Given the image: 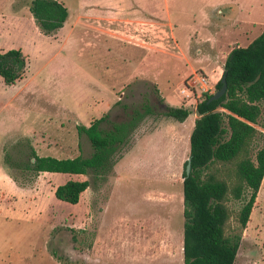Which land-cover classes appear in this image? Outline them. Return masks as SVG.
<instances>
[{"label":"rangeland","instance_id":"1","mask_svg":"<svg viewBox=\"0 0 264 264\" xmlns=\"http://www.w3.org/2000/svg\"><path fill=\"white\" fill-rule=\"evenodd\" d=\"M59 1L80 21L47 36L30 0H0V49L18 48L26 59L15 84L0 77V264H183V172L196 103L216 90L230 49L263 30L264 0ZM145 104L151 112L106 173L31 177L4 162L5 153L26 161L29 146L42 156L87 157L93 148L77 124L107 115V129ZM167 106L190 114L177 121ZM67 178L90 181L76 204L54 196ZM233 264H264V177Z\"/></svg>","mask_w":264,"mask_h":264},{"label":"trees","instance_id":"2","mask_svg":"<svg viewBox=\"0 0 264 264\" xmlns=\"http://www.w3.org/2000/svg\"><path fill=\"white\" fill-rule=\"evenodd\" d=\"M28 7L39 31L47 36L59 31L69 16L59 0H30ZM25 71L26 59L20 49H0V77L5 84H15ZM222 75L225 94L211 102L207 100L212 93L203 94L196 103L197 117L189 136L190 172H183V264H233L255 204L264 177V132L256 127L264 101V28L247 46L230 49ZM221 84L219 79L215 89ZM150 112L145 104L143 112L134 110L128 121L114 122L107 129L101 126L107 115L88 125L77 124V132L85 134L93 148L87 157L42 156L29 146L26 161L5 153L4 162L31 177L41 172L101 175L112 169L133 127ZM163 113L183 121L190 110L167 106ZM89 183L88 179H67L55 187L54 196L76 204ZM231 200L240 202L237 210L228 205Z\"/></svg>","mask_w":264,"mask_h":264},{"label":"crops","instance_id":"3","mask_svg":"<svg viewBox=\"0 0 264 264\" xmlns=\"http://www.w3.org/2000/svg\"><path fill=\"white\" fill-rule=\"evenodd\" d=\"M93 5L92 6H85L84 8H87L88 10H93ZM217 12H220L222 15H223V18H224V15H226V13H229V12H232V10H217ZM70 17H71V12L69 13V16H68V19H67V21L65 22V24H64V26L61 28V29H59V32L61 31V30H63V29H68V31L69 30H73L74 29V27L76 26V24L80 21V19L79 18H75V20H70ZM123 20H128L127 18H123ZM122 21V20H121ZM227 21V20H226ZM68 27V28H67ZM113 39V38H112ZM227 56V55H226ZM196 70H193V71H191V72H195ZM212 76L211 77H213L214 78V75L215 74H217V72L214 70V69H212ZM222 72H223V69H221V71H220V73L218 74V76H217V80L219 79V78H221V76H222ZM200 73H202L203 74V72H201L200 71ZM216 80V81H217ZM216 81H215V83H216ZM193 125H194V122H193ZM193 128V127H192ZM191 133V132H190ZM189 136H190V134H189ZM65 175H69V174H65ZM67 179H70V178H67ZM67 179H65V180H63L61 183H63L64 181H66ZM75 179V178H74ZM61 183H59V184H61ZM59 184H57V185H59Z\"/></svg>","mask_w":264,"mask_h":264},{"label":"water","instance_id":"4","mask_svg":"<svg viewBox=\"0 0 264 264\" xmlns=\"http://www.w3.org/2000/svg\"><path fill=\"white\" fill-rule=\"evenodd\" d=\"M221 80V86L216 89L214 92H212L211 96L208 98L207 102H211L213 100H217L219 99L222 95L225 94L226 92V89H227V84H226V78L224 75L221 76L220 78ZM190 157L187 158V163H186V166H185V172L186 174H189L190 172Z\"/></svg>","mask_w":264,"mask_h":264},{"label":"built area","instance_id":"5","mask_svg":"<svg viewBox=\"0 0 264 264\" xmlns=\"http://www.w3.org/2000/svg\"><path fill=\"white\" fill-rule=\"evenodd\" d=\"M202 81L204 82L205 81V78H202ZM205 83V82H204Z\"/></svg>","mask_w":264,"mask_h":264}]
</instances>
